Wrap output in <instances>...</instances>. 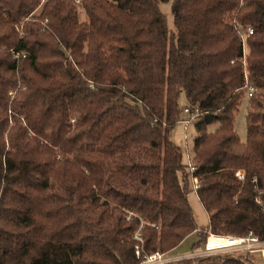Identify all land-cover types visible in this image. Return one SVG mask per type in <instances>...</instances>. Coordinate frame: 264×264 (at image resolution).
Masks as SVG:
<instances>
[{"label":"trees","instance_id":"obj_1","mask_svg":"<svg viewBox=\"0 0 264 264\" xmlns=\"http://www.w3.org/2000/svg\"><path fill=\"white\" fill-rule=\"evenodd\" d=\"M162 1L80 0V20L73 0H0V264H136L196 230L190 249L208 232L264 237V0H171L172 28ZM180 91L201 111L190 172L170 137Z\"/></svg>","mask_w":264,"mask_h":264},{"label":"rangeland","instance_id":"obj_2","mask_svg":"<svg viewBox=\"0 0 264 264\" xmlns=\"http://www.w3.org/2000/svg\"><path fill=\"white\" fill-rule=\"evenodd\" d=\"M44 0H41L43 2ZM170 2L171 0H165L162 2H159L158 6L160 11L164 14L165 19H166V24L169 28H172V17H171V12H170ZM75 10L78 15V19L83 20L85 19V14L83 13L82 8L80 7V0L77 4H74ZM40 10L37 9L36 12ZM20 29V28H19ZM243 30V29H242ZM245 48V46H244ZM246 100L247 97L245 94H243L242 100L237 108V111L234 113L233 117V127L236 135L240 140H244L245 138V108H246ZM177 103L179 107L181 108L184 106L187 102L184 96L183 91H180L178 98H177ZM183 117V114L181 113L180 118ZM216 123H212L207 126V130L211 131L216 127ZM186 133V137H184V134ZM196 135V131L194 130V127L192 123H190L187 127L186 130L183 129L182 127V122L180 120L176 121L171 129L170 137L171 140L178 146H180L182 150V161L185 163L187 160V155H191V146H192V140L194 136ZM187 200L190 205L192 215L194 218L195 223L198 226H205L207 224V213L204 211L203 207L201 206L195 192L193 189H191L187 193ZM131 212L128 211L126 218ZM125 218V219H126ZM196 234H198V231L196 230L195 232H192L190 235L187 237H184L180 243L179 246L174 250L173 252H180V251H187L190 249V246L192 245V242L196 238ZM229 234H234V233H229ZM135 237L138 235V229L134 231ZM229 242L228 238L222 237V236H215V235H209L207 239V246H215V245H223ZM159 252H164L157 250ZM167 251H165V254ZM238 253H235L233 255H236ZM146 254H143L142 257H140V260L136 264H141L142 260ZM250 260L249 262L251 264H261L260 261L258 260L257 256L255 255H248L247 256ZM152 264V263H148ZM164 264H180L179 261H170Z\"/></svg>","mask_w":264,"mask_h":264},{"label":"built area","instance_id":"obj_3","mask_svg":"<svg viewBox=\"0 0 264 264\" xmlns=\"http://www.w3.org/2000/svg\"><path fill=\"white\" fill-rule=\"evenodd\" d=\"M79 0H73L74 4H77ZM246 32L250 33L251 28L247 26ZM245 31H241L239 33L240 38L243 40ZM242 51H245L244 43H242ZM244 88H245V95L246 97L251 96L252 92L254 91V87L244 81ZM182 114L183 117H181L179 120L182 122V127L184 130H186V127L192 123L201 113V111L198 109L196 105H184L182 107ZM184 137H186V133L184 134ZM187 170L190 172L193 170V163L191 161V155H187V160L185 162ZM234 175L238 179H243V170L242 169H235ZM192 187L195 188L198 185L196 177L191 178ZM256 201H258L257 198H255ZM264 215V211H263ZM213 233V232H208ZM208 233L205 236L204 242L192 249H189L187 252L179 253V254H165L164 252L159 251H152L147 253L141 264H164L170 261H177L180 259L185 258H194L198 256H208V255H216L219 253H229V254H235V253H243L247 255H255L257 256L258 260L261 264H264V237H259L257 234L253 233L251 230H248L246 233L241 235L236 234H229V233H213L216 235H226L229 238V242L223 245H215V246H207V239H208Z\"/></svg>","mask_w":264,"mask_h":264},{"label":"crops","instance_id":"obj_4","mask_svg":"<svg viewBox=\"0 0 264 264\" xmlns=\"http://www.w3.org/2000/svg\"><path fill=\"white\" fill-rule=\"evenodd\" d=\"M190 234H191V233H190ZM190 234H188V235H190ZM188 235H187V236H188ZM209 235H212V234L209 233V234H208V237H209ZM187 236H186V237H187ZM222 237L228 238L227 236H222ZM195 239H196V238H195ZM228 239H229V238H228ZM179 243H180V242H179ZM179 243H178L175 247H173V248H171L170 250H168L166 253H168V254H179V253L187 252L188 250H187V251H180V252H179V251H178V252H173V251L176 250V248L179 246Z\"/></svg>","mask_w":264,"mask_h":264}]
</instances>
